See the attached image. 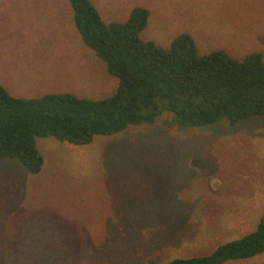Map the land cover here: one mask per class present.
Returning <instances> with one entry per match:
<instances>
[{
    "label": "rangeland",
    "instance_id": "374dc122",
    "mask_svg": "<svg viewBox=\"0 0 264 264\" xmlns=\"http://www.w3.org/2000/svg\"><path fill=\"white\" fill-rule=\"evenodd\" d=\"M106 24L149 12L142 41L189 35L199 57L264 56V0H89ZM0 86L12 97H111L118 80L83 44L68 0H0ZM30 173L0 157V264H167L208 256L264 216V116L153 123L86 145L35 138ZM225 264H264V253Z\"/></svg>",
    "mask_w": 264,
    "mask_h": 264
},
{
    "label": "trees",
    "instance_id": "16d2710c",
    "mask_svg": "<svg viewBox=\"0 0 264 264\" xmlns=\"http://www.w3.org/2000/svg\"><path fill=\"white\" fill-rule=\"evenodd\" d=\"M79 36L118 80L115 93L92 101L70 94L22 99L0 86V157L16 159L37 174L43 160L35 138L73 145L114 136L131 126L153 123L160 105L183 128L264 116V56L235 60L224 51L199 57L193 39L180 35L168 49L144 42L149 12L135 8L124 23L106 25L89 0H68ZM264 253V216L254 231L220 245L208 256L167 264H225Z\"/></svg>",
    "mask_w": 264,
    "mask_h": 264
}]
</instances>
